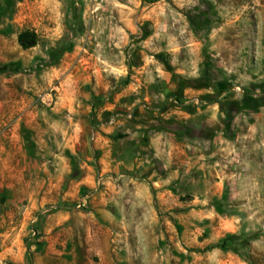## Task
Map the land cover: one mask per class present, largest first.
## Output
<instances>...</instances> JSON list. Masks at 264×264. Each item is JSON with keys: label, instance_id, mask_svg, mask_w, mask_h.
Wrapping results in <instances>:
<instances>
[{"label": "rangeland", "instance_id": "1", "mask_svg": "<svg viewBox=\"0 0 264 264\" xmlns=\"http://www.w3.org/2000/svg\"><path fill=\"white\" fill-rule=\"evenodd\" d=\"M0 264H264V0H0Z\"/></svg>", "mask_w": 264, "mask_h": 264}, {"label": "trees", "instance_id": "2", "mask_svg": "<svg viewBox=\"0 0 264 264\" xmlns=\"http://www.w3.org/2000/svg\"><path fill=\"white\" fill-rule=\"evenodd\" d=\"M19 43L23 48H29L35 45V36L33 33L24 32L19 35ZM180 102V99H178ZM234 236H228L227 239H230ZM226 243V239L222 240L221 247H224Z\"/></svg>", "mask_w": 264, "mask_h": 264}]
</instances>
